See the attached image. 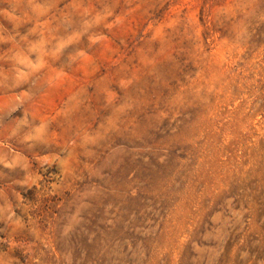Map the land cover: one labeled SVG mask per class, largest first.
I'll return each mask as SVG.
<instances>
[{
    "label": "rangeland",
    "instance_id": "1",
    "mask_svg": "<svg viewBox=\"0 0 264 264\" xmlns=\"http://www.w3.org/2000/svg\"><path fill=\"white\" fill-rule=\"evenodd\" d=\"M0 264H264V0H0Z\"/></svg>",
    "mask_w": 264,
    "mask_h": 264
}]
</instances>
